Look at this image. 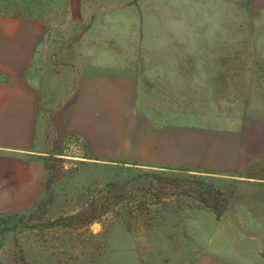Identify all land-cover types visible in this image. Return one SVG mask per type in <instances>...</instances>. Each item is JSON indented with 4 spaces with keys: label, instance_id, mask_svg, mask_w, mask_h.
I'll return each instance as SVG.
<instances>
[{
    "label": "rangeland",
    "instance_id": "1",
    "mask_svg": "<svg viewBox=\"0 0 264 264\" xmlns=\"http://www.w3.org/2000/svg\"><path fill=\"white\" fill-rule=\"evenodd\" d=\"M7 17L30 25L32 71L45 19L48 43L82 47L60 50L66 58L78 52L79 61L143 63L151 99L138 100L140 114L153 128L175 122L173 134L170 127L157 132L169 146L173 135L175 160L189 145L195 154L203 150L208 136V167L217 168L219 156L243 167L241 175L226 176L186 171L193 165L91 162L69 136L54 153L32 157L43 169V194L32 207L5 213L22 198L0 199V218L23 216L15 232L0 236V264H264V0H0V20ZM82 25L89 29L76 38ZM190 123L197 133L177 128ZM156 170L173 181L158 184L150 176ZM194 175L219 191V216L178 195L197 190L183 182ZM165 194L174 197H156ZM40 211L43 221L35 220ZM82 212L93 218L33 229Z\"/></svg>",
    "mask_w": 264,
    "mask_h": 264
},
{
    "label": "crops",
    "instance_id": "2",
    "mask_svg": "<svg viewBox=\"0 0 264 264\" xmlns=\"http://www.w3.org/2000/svg\"><path fill=\"white\" fill-rule=\"evenodd\" d=\"M86 17L92 20V15ZM81 20L85 21L84 16ZM44 21L40 23L43 43L37 71H32L30 25L26 27L13 17L0 20V74L3 76V81L0 79V199L22 198L15 208L3 212H25L37 202L43 194V169L32 157L54 153L57 144L69 136L83 144L86 159L91 162L157 169L181 164L183 168L193 165L186 169L189 172L242 174L243 165L234 164L227 157L226 162L221 163L223 158L219 156L217 168L208 167L211 165L209 142L213 139L208 136L206 149L198 146L195 154L189 145L183 149L182 160L176 161L173 135L171 146L168 140L165 145L157 141L160 129L170 127L173 134L175 122H166L160 129L156 125L157 128H153L150 119L140 114L138 100L144 94L151 99L148 83L142 82L143 63L133 62L127 66L123 62L96 61L94 57L88 60V56L79 61L78 52L75 57L66 58L61 54L82 50V47L69 42L63 47L48 43L47 20ZM88 25L89 22L86 27ZM48 28L52 30L51 26ZM84 28L82 25L76 38L89 29L84 32ZM54 30L57 36V27ZM85 48L89 53V47ZM157 65L169 68L166 63ZM177 125L183 135L190 131L197 133L195 124ZM25 155L30 159L16 158Z\"/></svg>",
    "mask_w": 264,
    "mask_h": 264
},
{
    "label": "trees",
    "instance_id": "3",
    "mask_svg": "<svg viewBox=\"0 0 264 264\" xmlns=\"http://www.w3.org/2000/svg\"><path fill=\"white\" fill-rule=\"evenodd\" d=\"M188 171V170H187ZM153 180H156L158 184L163 183H169L172 182L173 179H163V175L161 171L152 172L151 175ZM185 178V177H183ZM187 179H184L183 182L185 183V186H188L189 188H197V190H187L184 192H180L178 195L182 197H192L198 200L200 204H202L204 207L208 208L210 211H212L216 216L220 215L219 206H221L222 201L220 200V193L218 190L214 189L211 185H209L205 179H200L198 177L190 176L186 177ZM172 180V181H168ZM182 186V185H181ZM111 188H118V184L110 185ZM158 200L164 197H174V195H162V196H156ZM93 202H89L88 206L90 209L93 208L91 212H93L96 207H93ZM44 213V212H43ZM42 212L40 211V215L35 218V220L40 221L42 220ZM19 214H16L14 216H10L6 219L0 218V236L7 233V232H15L18 229L19 223H21L22 220H20L23 216H20ZM93 218V215L87 216L84 212L71 215V216H61L53 221L49 222H42L43 224H37L35 228L33 229H54V228H67V227H73L76 224L84 223L88 218ZM43 221V220H42ZM40 229V230H41Z\"/></svg>",
    "mask_w": 264,
    "mask_h": 264
}]
</instances>
